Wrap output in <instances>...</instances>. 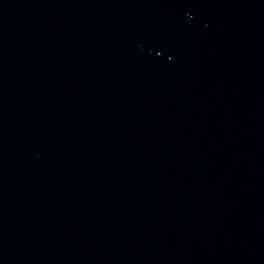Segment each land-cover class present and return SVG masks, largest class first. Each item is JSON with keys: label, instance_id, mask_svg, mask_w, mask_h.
<instances>
[{"label": "water", "instance_id": "95a60500", "mask_svg": "<svg viewBox=\"0 0 264 264\" xmlns=\"http://www.w3.org/2000/svg\"><path fill=\"white\" fill-rule=\"evenodd\" d=\"M0 264H264V0H0Z\"/></svg>", "mask_w": 264, "mask_h": 264}]
</instances>
